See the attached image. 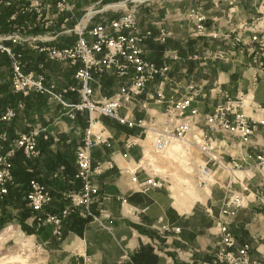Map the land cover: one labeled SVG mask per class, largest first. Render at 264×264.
I'll return each mask as SVG.
<instances>
[{
  "label": "crops",
  "instance_id": "obj_1",
  "mask_svg": "<svg viewBox=\"0 0 264 264\" xmlns=\"http://www.w3.org/2000/svg\"><path fill=\"white\" fill-rule=\"evenodd\" d=\"M74 2L77 17H80L84 4L79 0ZM199 8L208 17L204 36L197 35L195 29L193 12ZM143 13L142 27L153 31V38L144 49L145 57L158 66L167 63L171 52L177 53L179 59L171 62L166 77L161 76L149 84L133 104L135 117L143 122V127L130 129L113 119L102 118L114 138L111 148L100 146L93 150V165H100L102 169L95 176L100 200L93 210L104 226L74 214L65 221L64 238L59 242L53 235V225L36 229L30 210L24 221L30 230L26 233L40 242L49 254L70 260L71 264H204L213 259L217 250L216 219L221 209L235 193L241 192V185H247L249 202L237 211L232 231L239 245L251 244V258L256 264H264V167L253 166L251 160L245 170L236 172L234 182L216 170L214 178L210 179L214 183L207 191L191 183L194 166L198 168L208 162L201 150L182 146L183 153H180L177 146V151L172 149L171 159L167 161L150 158L154 152V137L162 129L167 107L181 97H191L190 110L200 113L195 118L196 134L203 133V118L220 102L219 89L232 96L245 93L247 114L256 120L264 118V74L252 64L246 51L229 49L226 45L229 37L248 39L256 30H264V0H159L145 7ZM162 34L167 36L165 42L158 40ZM16 49L23 52L27 71L40 72L39 65L44 63L48 80L59 88L76 84L75 69L47 61L45 55L30 49ZM222 50L227 53L224 58L218 57ZM6 82L0 78V84ZM124 83L104 76L100 88L95 85L97 98L111 97ZM67 100L76 102L77 97L68 94ZM66 111L46 96L31 94L25 108L19 110L10 124L0 123V131L6 129L11 140L20 132L33 128L42 130L40 158L28 163L20 152L14 159V172H25L26 182L16 176L12 188L22 187L29 178H38L52 191L53 201L46 208L49 213L67 208L71 203L69 194L78 192L81 187L80 181L76 184L70 181L78 171L76 150L83 141L87 112H79L71 119ZM18 122H23L22 128H18ZM214 137L215 152L228 158L232 155L238 161L248 154L255 156L264 147L263 129L255 133L252 147L247 151L220 144V135ZM195 151L203 156L202 163L192 155ZM177 162L181 168H172ZM134 170L141 183L155 174L165 184L161 188L143 190L131 180ZM11 193L6 201L20 222L22 208L15 200H10ZM123 199L126 202H122ZM162 225L180 228V233L163 235ZM155 240L161 242L165 252L154 249Z\"/></svg>",
  "mask_w": 264,
  "mask_h": 264
},
{
  "label": "built area",
  "instance_id": "obj_2",
  "mask_svg": "<svg viewBox=\"0 0 264 264\" xmlns=\"http://www.w3.org/2000/svg\"><path fill=\"white\" fill-rule=\"evenodd\" d=\"M79 1L84 4L85 10L81 17L75 15L74 0H24L18 4L17 11L10 20L15 21L18 16H25L27 19L21 24L14 23L9 33L0 34V53L5 54L10 61L11 88L15 94L23 98L31 94L46 96L61 104L71 119L79 112H87L83 141L76 150L78 171L70 181V184L80 181L81 187L78 192L69 194L70 205L57 213L47 212L46 208L53 201L51 189L38 178H33L28 183L27 206L34 214L36 229L53 225V235L59 242L64 238V223L72 214L104 226L101 217L93 210V206L100 200L95 176L102 172L100 165H93V150L100 146L111 148L114 138L103 124L102 118L113 119L130 129L143 127V122L135 117L133 104L149 84L161 76L166 77L171 70V62L179 59L177 53L171 52L167 63L158 66L144 55L147 42L153 38V31L142 27L139 12L151 2L159 0H122L109 3H105V0ZM100 6L103 8L98 9ZM107 11L119 14L113 15ZM193 17L197 35H206L207 14L199 8L193 12ZM64 39H72L73 42L64 43ZM166 39V34L158 38L162 42ZM226 42L229 49L246 51L252 64L264 74V30H256L248 39L229 37ZM17 47L30 49L45 55L47 61L62 63L68 69H75L76 84L59 88L55 82L48 80L44 63L39 65L40 72L27 71L23 52L18 51ZM226 54L222 50L218 57L224 58ZM104 76H111L125 83L111 97L99 99L95 85L100 88ZM68 94H74L77 101L69 102ZM217 94L220 102L212 113L203 118V133H194L197 125L195 118L200 113L196 109L190 110L192 98L181 97L167 107L162 129L154 137L153 149L159 155L165 154L175 142H180L188 150H201L208 158L206 164L197 168V178L204 187L211 183L210 179L214 178L216 170L222 171L234 182L236 172L245 170L251 160L254 162L253 166L264 167V147L255 156H243L241 161L232 155L228 158L215 152V135L222 137L220 144L247 151L252 147L255 133L259 129L264 130V118L256 120L247 114L245 93L238 92L236 96H232L228 91L219 89ZM143 106L145 107L144 104ZM24 108V101L18 102L15 107H8L1 115L0 123L10 124L19 110ZM41 134L42 130L33 128L18 133L11 140L6 129L0 131V204L8 195L10 187L16 183L14 159L17 154L22 152L28 163L40 158ZM109 165L112 167L110 163ZM132 174L131 180L143 190L149 187L161 188L165 184L155 174L142 183L138 180L136 170ZM248 197L249 186L241 185V192L235 193L221 209L216 219L219 229L217 250L213 259L204 264H256L251 258V244L239 245L232 231L237 211L246 206ZM122 202L126 200L123 199ZM160 231L163 235L168 232L178 234L180 228L162 225ZM152 246L159 253L166 251L158 240L153 241Z\"/></svg>",
  "mask_w": 264,
  "mask_h": 264
},
{
  "label": "rangeland",
  "instance_id": "obj_3",
  "mask_svg": "<svg viewBox=\"0 0 264 264\" xmlns=\"http://www.w3.org/2000/svg\"><path fill=\"white\" fill-rule=\"evenodd\" d=\"M4 2L5 5H9V3H6V0H0V4ZM76 2V1H75ZM74 2V5H75ZM154 2V1H153ZM151 2V3H153ZM150 3V4H151ZM103 7L100 6L98 9H102ZM153 8V4L152 7ZM75 10V8H74ZM84 11H81L80 17L84 14ZM144 8L141 9L139 12V17L141 20V23L144 22ZM109 14H115L118 15L119 13H112V11H107ZM75 15L77 16V11L75 10ZM2 25H0V34ZM64 39V43H67ZM1 79H6V83H1L0 85H9L10 89L11 85L9 84V80L11 78V68L10 69H3V73H0ZM23 127V122H18V128ZM179 148V152L183 153L184 145H182L180 142H175L173 145L165 152V154L160 155L156 152H152L150 155V158L153 161H157L160 159V161H167L171 159V152L177 151L176 148ZM176 147V148H175ZM173 149V150H172ZM172 150V151H171ZM192 155L195 159H197L200 163L203 162V156L199 152H193ZM205 160V159H204ZM174 161H172L173 163ZM181 164L178 162L173 164L172 168H181ZM174 168V169H175ZM159 170V167H158ZM157 170V171H158ZM167 170V168L165 169ZM156 171V170H155ZM176 171V170H173ZM165 172V171H164ZM167 172V171H166ZM192 176H194V179L192 180V185L200 186L201 188L207 190V188L212 185L214 182L208 184L206 187L200 185V181L197 178V167L194 166V170L192 171ZM194 182V183H193ZM208 191V190H207ZM8 206V207H7ZM9 204H0V220H2L3 224H0V264H71L70 260H67L65 258L57 259L54 255L51 253L49 254L45 247L38 241L33 240L31 236H29L25 229L23 228L22 224L17 219L16 214H14L11 209H9ZM22 209H27L28 206L27 203L24 204ZM26 220V219H25Z\"/></svg>",
  "mask_w": 264,
  "mask_h": 264
},
{
  "label": "trees",
  "instance_id": "obj_4",
  "mask_svg": "<svg viewBox=\"0 0 264 264\" xmlns=\"http://www.w3.org/2000/svg\"><path fill=\"white\" fill-rule=\"evenodd\" d=\"M23 1L24 0H6V3H9V5H5L4 2H2L0 4V25H2V29H1L2 33H9L12 30V25L14 23H20L21 24L27 19V17H25V16H18L15 21L10 20L11 16L17 11L18 4L23 2ZM117 1H122V0H105V3L117 2ZM10 66L11 65H10V61H9L8 57L5 54L0 53V73H3V69H6V68L10 69L11 68ZM28 98L29 97L23 98L21 95L15 94L10 89V86L7 84L6 85H0V117L8 107H15V106H17L18 102H20V101L28 102ZM26 104L28 106V103H26ZM102 121L105 122V120H102ZM19 154H20V152L17 154V156ZM14 176H15V179H16V176L21 177V180L23 182H26L25 181L26 180L25 179L26 178L25 172H23V171H20L19 173L14 172ZM31 179H33V178H29L27 183H25L22 187L15 188V189H13L12 186L10 187V190H9V193L7 196H9L10 192L12 191L10 200L11 199L15 200V203L19 208H22L24 206V204L27 203L26 195H27V191H28V183ZM7 196H6V198H7ZM6 198L2 202L3 204H6V203L8 204V202L6 201ZM29 215H30L29 209L28 210L22 209L20 223L22 224L23 228L25 229V231L27 233H30V230L27 229L24 221ZM71 216H74V214H72ZM0 224H3L2 220H0Z\"/></svg>",
  "mask_w": 264,
  "mask_h": 264
}]
</instances>
